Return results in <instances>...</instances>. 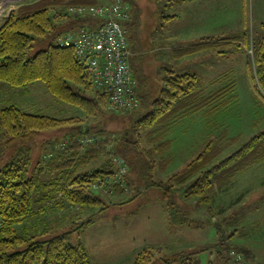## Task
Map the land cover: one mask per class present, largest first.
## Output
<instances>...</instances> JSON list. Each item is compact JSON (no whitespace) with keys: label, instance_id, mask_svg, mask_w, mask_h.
<instances>
[{"label":"trees","instance_id":"trees-1","mask_svg":"<svg viewBox=\"0 0 264 264\" xmlns=\"http://www.w3.org/2000/svg\"><path fill=\"white\" fill-rule=\"evenodd\" d=\"M115 1L105 4L99 0L26 1L18 5L0 25V82L26 90L29 85L41 82L57 99L79 107L85 114V118H57L27 112L15 104L0 110V133L8 136L2 145L46 131H66L60 137L53 138L56 146L43 152L36 167L37 171L48 175L46 180L30 175L29 164L19 163L17 158L0 170V264H92L84 243L80 241L75 245L70 241V236L96 222L94 215L83 216L86 211L99 208L97 213L101 214L111 206L93 191L92 184L116 171L113 157L122 156L129 165V185L137 193L127 201L130 202L141 194L143 168L148 165L144 155L149 154L151 163L156 166L161 159V165H164L160 168L167 171L172 142L166 137L172 126L194 113L203 112L206 117L213 116L227 103L220 100L235 92L236 79L208 93L199 87L197 74H178L165 67L164 75L159 79V94L151 99V92H145L146 82L139 80L133 72L138 83L136 94L140 106L134 110L132 130L127 129L119 139H115L104 124H85V119H96L108 107L109 95L93 86L85 65L78 59L75 46L61 45L58 39L81 29H96L100 24L91 15L81 18L72 16L67 12V7L107 5ZM174 1L176 4L191 0ZM176 17L178 15L169 16ZM128 20L122 22L123 28L129 24ZM244 37L245 44L251 45L253 50L248 54L252 93L256 103L264 106V22L261 31L251 42L248 34L204 38L174 48L173 56L180 59L209 50H220L242 43ZM36 41L41 48L30 55ZM132 55L131 52V68ZM236 97L234 94L232 99ZM140 130L146 131L142 133ZM88 135H96L100 139L82 148L78 139ZM66 137L71 138L72 142L61 149L59 144ZM145 140L151 143L150 150L141 148ZM240 140V135L231 137L225 131L217 141L208 143L183 173H176L168 179H155L158 181L148 184V188L165 189L162 200L171 223H174L171 216L173 210L177 212L176 224L193 226L196 223L192 222L185 210L176 209L172 201H166L174 189L180 190L187 200H196L198 207L206 208L209 214L207 222L212 223L211 218L218 214L214 210L215 198L239 174L264 161V130L252 135L238 149L221 159ZM51 152L53 157L46 159L45 156ZM137 170L141 177L133 180L130 172ZM53 207L70 211L73 221L71 229L40 240L32 233L35 229L29 222ZM240 223L239 217L227 223L228 226H236L233 229L225 228L218 222L213 223L217 232V240L213 244L181 251L169 258L164 256L163 247L147 248L137 254L132 264H152L158 257L163 264H201L200 254L205 252L210 255L207 264H238L241 260L258 264L254 257L248 261L243 255L245 250L233 241Z\"/></svg>","mask_w":264,"mask_h":264},{"label":"rangeland","instance_id":"rangeland-1","mask_svg":"<svg viewBox=\"0 0 264 264\" xmlns=\"http://www.w3.org/2000/svg\"><path fill=\"white\" fill-rule=\"evenodd\" d=\"M26 1L35 0H19L15 5L17 7ZM99 1L109 3L113 0ZM123 1L130 7L129 24L124 29L131 52L136 53L135 56L134 53L132 55L135 76L146 82L145 92H151V99H155L159 94V79L164 75L165 67L178 74H197L199 87L208 93L227 86L233 79H236L237 87L235 92L220 100L227 103L213 116L206 117L203 112L194 113L172 126L166 137L172 142V155L170 154L167 171L161 170L160 166L164 165H161V159L156 166L151 163L152 157L149 154L144 155V161H147L148 165L143 168L144 180H141L144 191L138 197L127 202L137 195L132 189L125 194L128 198L124 202L126 204L118 206L122 201L111 199L103 195L106 194L104 192H98L111 206L101 214L97 213L99 208L86 211L83 216L87 218L94 215L96 222L82 232L72 233L70 241L75 245L80 241L84 242L92 264H132L139 252L154 246L163 247L164 256L169 258L181 251L213 244L217 240L213 223L218 222L225 225V228L233 229L236 226L231 227L227 223H230L232 218L239 217L241 223L237 226L234 243L245 250L243 255L248 261L254 257L258 264H264V161L239 174L215 198L214 210L218 214L211 218L212 223L207 222V209L198 207L196 200L184 198L178 189H174L166 201H172L176 209L185 210L192 222L196 223L183 227L176 224L175 210L171 214L174 223H171L162 203L157 201L158 197L164 196L165 189L147 187L152 181H158L155 179H168L176 173H183L204 147L217 141L225 131L231 137L240 135L241 140L221 159L238 149L252 135L264 130V106L256 103L252 93L248 70L251 45L245 44V37L242 43L220 50H209L180 59L173 56L174 48L193 44L204 38L218 39L232 34H248L251 42L261 31L264 22V0H198L181 4H175L174 0ZM172 15H178V18H169ZM40 48L36 41L30 55L36 54ZM221 50L224 52L220 53ZM5 85L0 82V110L15 104L31 113H42L57 118H85L79 107L57 99L41 82L29 85L27 90ZM7 86L10 92L7 91ZM234 94L237 97L232 99ZM179 113L182 114V111ZM134 115V110L118 113L112 111L108 105L96 119H85L84 123L104 124L113 138L119 139L124 131L132 130ZM145 131L140 130L142 133ZM65 132L46 131L4 145L2 142H5L8 136L0 133V170L17 158L19 163L29 164L30 175L41 176L46 180L48 175L37 171L36 167L43 152L56 146L52 142L53 138L60 137ZM150 144L145 140L141 148L150 150ZM221 209L222 212L219 213ZM199 220L202 221L198 222ZM72 222L70 211L53 207L32 218L29 225L35 229L32 233L36 234L38 239L47 240L68 232ZM132 252L135 254L133 260ZM209 258V253H201V264H207ZM152 264L163 262L158 257Z\"/></svg>","mask_w":264,"mask_h":264},{"label":"built area","instance_id":"built-area-1","mask_svg":"<svg viewBox=\"0 0 264 264\" xmlns=\"http://www.w3.org/2000/svg\"><path fill=\"white\" fill-rule=\"evenodd\" d=\"M19 0H0V25L16 8ZM67 12L81 18L91 15L99 20L96 29H81L59 37L61 45H74L79 61L85 65L93 86L109 95V105L112 111L126 113L140 106L136 94L137 81L130 65L131 51L122 22L129 19V7L121 0L107 5H71ZM250 53L253 50L250 49ZM100 137L96 135L83 136L78 139L82 148L97 143ZM72 142L66 137L60 144L61 149ZM111 143V142H110ZM53 157V153L45 156ZM117 169L113 174L92 184L94 192L114 194L117 191L130 192L129 165L122 156L113 157ZM238 264H249L241 260Z\"/></svg>","mask_w":264,"mask_h":264},{"label":"crops","instance_id":"crops-1","mask_svg":"<svg viewBox=\"0 0 264 264\" xmlns=\"http://www.w3.org/2000/svg\"><path fill=\"white\" fill-rule=\"evenodd\" d=\"M198 0H191V1H187V2H182V3H194V2H197ZM101 4H105L106 2H100ZM181 4V3H180ZM178 18V17H177ZM133 53H134V55L133 56H135L136 55V53L133 51ZM131 64H132V69H133V72L135 71L134 70V66H133V60H132V58H131ZM134 74H135V72H134ZM6 86V85H5ZM7 91L8 92H10V90L8 89V86H7ZM139 171L137 170V171H131L130 172V176H131V178L133 179V180H136V178H140L141 176H140V174L138 173ZM143 182H141L140 183V187L143 189ZM141 189V193L144 191V190H142ZM103 195H107L109 198H111V199H113V198H116V199H118V200H120V201H122V203H119L118 204V206H122V205H124V204H126V203H124L125 202V200H127L128 198H126V195L125 194H123V193H120L119 191L118 192H116V193H114V194H108V193H106V194H103ZM124 200V201H123ZM157 201L158 202H160V203H162V205H163V209L165 210V212H166V206H165V204L163 203L164 201L162 200V197H158L157 198ZM162 208H160V210H162ZM91 226V225H90ZM164 226V225H163ZM163 226H162V228H161V230H163ZM183 227V226H182ZM167 228V227H166ZM160 230V231H161ZM164 230H165V227H164ZM83 242V241H82ZM84 243V242H83ZM85 245V244H84ZM86 246V245H85ZM155 247V246H154ZM86 248H87V250H88V247L86 246ZM88 252H89V250H88ZM89 255H90V253H89ZM132 255H133V257H132V260H133V258L135 257L134 255V253L132 252ZM111 258V257H110ZM132 260H129V261H132ZM128 261V262H129Z\"/></svg>","mask_w":264,"mask_h":264}]
</instances>
